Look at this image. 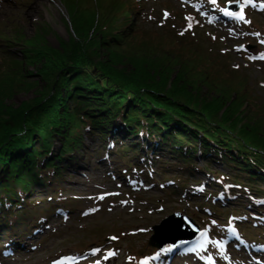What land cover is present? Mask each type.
<instances>
[{
    "label": "trees",
    "instance_id": "1",
    "mask_svg": "<svg viewBox=\"0 0 264 264\" xmlns=\"http://www.w3.org/2000/svg\"><path fill=\"white\" fill-rule=\"evenodd\" d=\"M146 1L62 0L71 28L68 39L54 47L39 31L20 36L22 60L2 54L1 45L16 43L18 36L0 33V238L22 234L38 214L70 206L61 192L62 163L71 160L85 135L96 134L104 148L112 128L128 137L139 134L146 144L139 147L116 136L114 153L125 165L136 155L144 158L143 150L166 149L175 163L158 152L151 158L164 171L175 169L184 184L197 156L219 160L227 170L208 171V192L230 178L233 184L222 203L237 205L232 208L247 225L250 210L261 208L239 196L264 194L263 109V119L244 122L240 108L248 94L239 84L241 75L233 78L231 58L218 57L217 73L206 72L200 43L187 31L147 26ZM23 61L36 66L43 84L30 79L33 73L24 71ZM220 78L225 79L217 82ZM202 85L213 94L202 95ZM21 90L38 93L10 103ZM53 137L60 143L55 152ZM35 186L48 189L43 206L27 199ZM255 222L250 225L263 238L264 223Z\"/></svg>",
    "mask_w": 264,
    "mask_h": 264
},
{
    "label": "rangeland",
    "instance_id": "2",
    "mask_svg": "<svg viewBox=\"0 0 264 264\" xmlns=\"http://www.w3.org/2000/svg\"><path fill=\"white\" fill-rule=\"evenodd\" d=\"M215 1L149 0L148 16L145 22L149 28H158L164 21H167L165 25L175 27L174 24H171L174 22L171 14V11L173 13L172 9L190 10L191 12L179 13L178 21L184 30L194 38V41L200 43L201 52L206 56V72L217 73V58L224 56L229 59L230 55L232 56L233 78L235 79L236 74L241 75L238 77L239 84L248 94L240 108V118L251 125L254 119L260 118L261 120L263 119L261 118L262 114L264 116V59L261 61L250 59V54L253 51L264 50V27L260 24L264 20V13H262L264 12V0H248L247 2L249 4L254 2L248 7V12L257 11L258 15L262 17L255 14V17L249 18L252 15L250 13L246 14L240 22L232 21L229 24L210 25L206 19L208 16L204 14L211 15L213 6L217 9V5L223 4V0ZM238 1L245 2V0ZM61 2L62 0H0L1 35L5 34L12 38L18 36V39H15L17 44H11L13 50H15L14 47H17L20 51V47L23 46L20 44L23 40L19 38H29L36 31L41 32L48 45L57 46L59 40L68 39L69 31H71L67 10ZM247 3L245 2V4ZM258 3H261L263 7H259ZM199 9L205 20H202L198 12L195 11ZM249 27L253 28L251 34L247 33ZM246 44H251V46L246 48ZM227 48H229L230 55L226 51ZM20 57L23 59L24 56ZM212 62L214 65L211 69ZM248 63L249 65H247ZM236 64L241 65L238 68ZM23 66L24 71L33 73V76L30 77L31 80L37 81L39 85L43 84V81L35 74L36 66L26 62ZM222 69L228 71L225 66ZM221 79L225 78H220L217 82ZM210 88L202 85L201 94L207 96L212 92ZM213 88L215 87L212 86ZM218 92L215 91V94L218 95ZM37 93L33 90L16 91L10 99V103L18 105ZM259 109H263L261 110L262 114ZM132 139L141 140L140 135L136 137L132 135L126 140ZM99 141L96 134L85 135L81 146L70 156L71 160L62 163L65 180L60 184L64 189V195L74 199L70 209H67L68 211L57 209L46 215V222L44 226L42 225L41 231L36 235L31 234V231H28L25 236L21 235L23 242L26 243L28 240V243L22 244L19 252H15L13 256L6 260H0V264H48L49 260L58 256L88 252L87 250L92 246H99L100 251L95 256H90L82 264H95L97 259L106 254H115L117 264H144L143 260H139V257L146 258L148 253L154 250V247L148 244L153 224L158 223L173 211L191 216L199 227L203 222L208 221L202 210L195 207L199 198V195L193 193L192 186L195 182L191 181L184 186H176L171 181H167L162 187L161 182L173 177L175 172L169 170L162 174L163 177L157 165H153L155 171L151 177L147 178L146 182L140 181L139 176H143L142 172L138 173L134 169L124 172L121 170L123 163L117 162L115 154L114 156L113 153L106 155L105 151L96 150ZM52 142V150L55 152L60 147V143L57 137H53ZM161 154L171 162H175V159L168 158L169 154ZM141 163L146 166L143 161ZM202 165H204V161L198 158L195 166L201 167ZM146 168L149 167L146 166ZM209 169L221 172L227 170L219 160L210 161ZM192 176L202 182L207 180L206 172L199 168L194 171ZM30 194L33 199H38L45 197L48 194V189L35 186ZM246 197L247 192L239 198L244 201ZM29 198L30 195L27 196V199ZM211 204L206 201L202 206L210 208ZM250 231L252 232V230ZM249 238L250 242L256 241L251 236ZM6 245L7 243L0 246V257H2L1 250L5 249ZM231 251L233 253V250ZM222 255H219L222 264H264V258L254 260L253 256L247 252H237L232 256L230 254ZM144 260L147 261L148 258ZM172 264L201 263L197 260L191 261L189 257H179L174 259Z\"/></svg>",
    "mask_w": 264,
    "mask_h": 264
},
{
    "label": "water",
    "instance_id": "3",
    "mask_svg": "<svg viewBox=\"0 0 264 264\" xmlns=\"http://www.w3.org/2000/svg\"><path fill=\"white\" fill-rule=\"evenodd\" d=\"M231 6L234 9L237 3H232ZM153 230L154 233L149 240L152 245L173 246L193 237L197 232V226L189 217L175 212L163 219L160 224L154 225Z\"/></svg>",
    "mask_w": 264,
    "mask_h": 264
},
{
    "label": "bare ground",
    "instance_id": "4",
    "mask_svg": "<svg viewBox=\"0 0 264 264\" xmlns=\"http://www.w3.org/2000/svg\"><path fill=\"white\" fill-rule=\"evenodd\" d=\"M116 256L106 254L104 256H101L99 259L96 260L95 264H117L116 263Z\"/></svg>",
    "mask_w": 264,
    "mask_h": 264
},
{
    "label": "snow or ice",
    "instance_id": "5",
    "mask_svg": "<svg viewBox=\"0 0 264 264\" xmlns=\"http://www.w3.org/2000/svg\"><path fill=\"white\" fill-rule=\"evenodd\" d=\"M213 2H215V0H213ZM245 2L247 3L248 0H245ZM239 18H240V19H243V16L241 15ZM261 58H264V57H261ZM113 239H115V238H113ZM57 264H59V262H57Z\"/></svg>",
    "mask_w": 264,
    "mask_h": 264
}]
</instances>
